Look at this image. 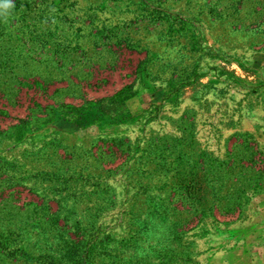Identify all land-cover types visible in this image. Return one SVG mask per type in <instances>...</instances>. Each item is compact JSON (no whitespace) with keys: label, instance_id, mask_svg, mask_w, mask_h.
Wrapping results in <instances>:
<instances>
[{"label":"rangeland","instance_id":"374dc122","mask_svg":"<svg viewBox=\"0 0 264 264\" xmlns=\"http://www.w3.org/2000/svg\"><path fill=\"white\" fill-rule=\"evenodd\" d=\"M0 264H264V0H0Z\"/></svg>","mask_w":264,"mask_h":264}]
</instances>
